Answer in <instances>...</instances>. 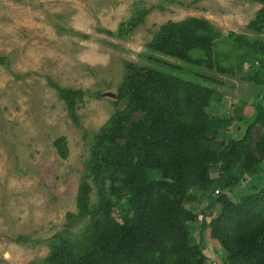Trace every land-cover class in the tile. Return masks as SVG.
I'll list each match as a JSON object with an SVG mask.
<instances>
[{"label": "trees", "instance_id": "16d2710c", "mask_svg": "<svg viewBox=\"0 0 264 264\" xmlns=\"http://www.w3.org/2000/svg\"><path fill=\"white\" fill-rule=\"evenodd\" d=\"M254 1L261 6L247 27L259 33L264 29V0ZM150 10L134 2L132 14L116 30H99L125 37ZM57 28L66 30L59 24ZM222 37L207 17L188 15L160 23L146 47L196 68L216 65L231 71L218 63ZM225 37L235 41L231 51L222 52L225 58L237 57V66H256L249 77L263 91L251 116L245 120L242 107L234 117L212 111L220 95L200 68L183 69L153 53L148 58L157 66L124 60L114 110L92 135L82 163L76 211H67L63 227L48 237L47 264H209L203 248L207 229L219 244L211 264H264V175L260 185L255 182L238 198L229 194L264 160V41L235 31ZM173 67L181 72L189 68L200 79L168 71ZM47 82L80 127L78 107L84 95L99 97L101 92L64 86L50 76ZM233 119L245 121V127L240 134L225 135ZM256 125L259 130L253 133ZM53 145L62 157L67 155L64 135ZM214 164L217 176L211 174ZM202 198L206 204L199 212L185 205ZM197 219L200 237L195 241L192 226ZM15 239L28 240L21 234Z\"/></svg>", "mask_w": 264, "mask_h": 264}, {"label": "rangeland", "instance_id": "374dc122", "mask_svg": "<svg viewBox=\"0 0 264 264\" xmlns=\"http://www.w3.org/2000/svg\"><path fill=\"white\" fill-rule=\"evenodd\" d=\"M190 1L0 0V264H47L48 237L63 227L67 211H76L77 184L92 135L115 107L111 96L85 94L78 107L81 126L77 127L47 76L64 86L116 93L124 72L123 61L157 66L148 58L153 53L183 69L200 68L207 74L206 82L220 95L219 104H211L212 111L234 117L242 107L244 119L251 116L252 104L263 91L249 77L256 66L252 62L237 66V57L225 58L222 52L231 51L235 44L225 37L230 31L258 35L264 41V29L256 33L247 27L261 3ZM134 2L151 10L129 35L119 37L99 30H116L119 22L132 14ZM188 15L207 17L218 27L224 37L218 42V63L231 66V71L216 65L196 68L146 47L160 23ZM57 24L68 31L58 30ZM168 71L200 79L189 68L185 72L174 67ZM244 127L245 121L233 119L224 133L240 134ZM258 130L256 125L253 133ZM59 135L67 140L65 157L53 145ZM217 169V165L211 166L212 176H217ZM263 169L264 160L228 192L231 197L238 198L255 182L260 185ZM91 199H95L94 192ZM205 204L204 198L185 202L197 212ZM85 221L78 222L75 229L81 230ZM198 221L192 226L195 241L200 237ZM19 234L28 240L17 241ZM203 236L204 252L211 261L219 244L209 236L208 229Z\"/></svg>", "mask_w": 264, "mask_h": 264}, {"label": "water", "instance_id": "95a60500", "mask_svg": "<svg viewBox=\"0 0 264 264\" xmlns=\"http://www.w3.org/2000/svg\"><path fill=\"white\" fill-rule=\"evenodd\" d=\"M101 95L111 96L113 98H116V93L113 91H105V92H102Z\"/></svg>", "mask_w": 264, "mask_h": 264}, {"label": "built area", "instance_id": "2783aa9c", "mask_svg": "<svg viewBox=\"0 0 264 264\" xmlns=\"http://www.w3.org/2000/svg\"><path fill=\"white\" fill-rule=\"evenodd\" d=\"M217 191V190H216Z\"/></svg>", "mask_w": 264, "mask_h": 264}]
</instances>
